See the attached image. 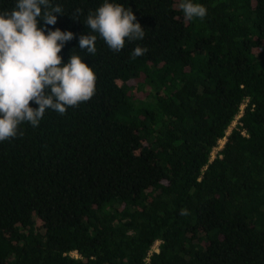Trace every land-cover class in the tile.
Returning <instances> with one entry per match:
<instances>
[{"label":"trees","instance_id":"trees-1","mask_svg":"<svg viewBox=\"0 0 264 264\" xmlns=\"http://www.w3.org/2000/svg\"><path fill=\"white\" fill-rule=\"evenodd\" d=\"M49 2L96 90L0 141V264H264V0H109L145 32L119 52L85 25L105 0Z\"/></svg>","mask_w":264,"mask_h":264},{"label":"clouds","instance_id":"clouds-1","mask_svg":"<svg viewBox=\"0 0 264 264\" xmlns=\"http://www.w3.org/2000/svg\"><path fill=\"white\" fill-rule=\"evenodd\" d=\"M179 7L188 20L207 14L205 6L192 0H182ZM62 13L49 0H17L10 13H0V141L17 136L22 122L38 126L47 109L64 115L67 107L78 106L95 93L96 74L80 55H71L62 65L60 52L74 33L57 28L46 34L38 26L41 20L45 26L55 25L57 14ZM85 25L114 52L124 48L126 38L145 36L135 13L109 0L95 14L89 13ZM96 40V35L82 34L79 48L95 56ZM147 51L138 46L132 55ZM33 101L38 108L30 106Z\"/></svg>","mask_w":264,"mask_h":264},{"label":"built area","instance_id":"built-area-1","mask_svg":"<svg viewBox=\"0 0 264 264\" xmlns=\"http://www.w3.org/2000/svg\"><path fill=\"white\" fill-rule=\"evenodd\" d=\"M244 106L245 105H243L242 106V110H241V113L236 117V119H235V121L234 122H236V124L238 123V119L242 116V114H243V111H244ZM233 122V123H234ZM235 124V125H236ZM233 125V124H232ZM231 129L232 128H230L229 129V131H228V133L231 131ZM225 142H226V137H224L223 139H221L220 141H219V145L213 150V152H212V159L217 155V153H218V151L220 150V149H222L223 148V146H224V144H225ZM155 250V249H154ZM156 250H158V249H156ZM72 255H75V256H78V253L77 252H72L71 253Z\"/></svg>","mask_w":264,"mask_h":264},{"label":"rangeland","instance_id":"rangeland-1","mask_svg":"<svg viewBox=\"0 0 264 264\" xmlns=\"http://www.w3.org/2000/svg\"><path fill=\"white\" fill-rule=\"evenodd\" d=\"M236 122L233 123V125L230 128H233L235 126ZM159 241L155 244L154 249H158Z\"/></svg>","mask_w":264,"mask_h":264}]
</instances>
